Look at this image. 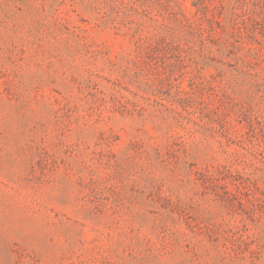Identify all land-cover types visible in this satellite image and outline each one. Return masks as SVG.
Masks as SVG:
<instances>
[{"label": "rangeland", "instance_id": "obj_1", "mask_svg": "<svg viewBox=\"0 0 264 264\" xmlns=\"http://www.w3.org/2000/svg\"><path fill=\"white\" fill-rule=\"evenodd\" d=\"M0 264H264V0H0Z\"/></svg>", "mask_w": 264, "mask_h": 264}]
</instances>
